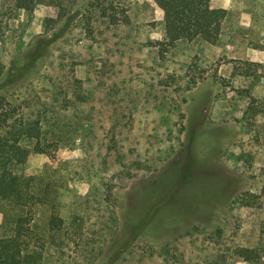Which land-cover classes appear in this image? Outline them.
<instances>
[{"label": "rangeland", "instance_id": "rangeland-1", "mask_svg": "<svg viewBox=\"0 0 264 264\" xmlns=\"http://www.w3.org/2000/svg\"><path fill=\"white\" fill-rule=\"evenodd\" d=\"M85 2L0 19L1 107L62 140L24 146L42 264L264 263V0H211L220 38L173 46L154 0ZM2 197L0 238L26 214Z\"/></svg>", "mask_w": 264, "mask_h": 264}, {"label": "trees", "instance_id": "trees-1", "mask_svg": "<svg viewBox=\"0 0 264 264\" xmlns=\"http://www.w3.org/2000/svg\"><path fill=\"white\" fill-rule=\"evenodd\" d=\"M82 0H0V19L6 18L13 8L33 10L40 5L59 8L61 16H71L69 10L79 5ZM86 0H83L85 2ZM99 0L86 3L93 13L99 10L101 15L118 21L116 7L105 8L98 5ZM164 12L166 39L160 44L173 46L179 41L203 39L216 42L221 35L227 11L213 8L211 0H154ZM114 11V12H111ZM90 11V10H89ZM128 16H124L127 21ZM0 126L11 133L9 143L0 141V189L2 199L13 207L21 208L26 214L15 222L13 234L0 238V264H42L43 249L32 245L34 230L33 207L44 203L35 190L34 177L24 174L28 154L24 146H29L39 154L54 158L62 140L51 134L52 125L48 116L37 122H28L25 118H15L0 104ZM63 219L56 213L55 206L51 213L49 228L51 232H61ZM242 253V252H241ZM243 254V253H242ZM245 255V254H244ZM209 264H224L215 260ZM264 264V263H262Z\"/></svg>", "mask_w": 264, "mask_h": 264}]
</instances>
